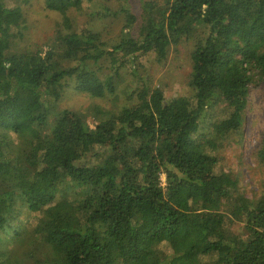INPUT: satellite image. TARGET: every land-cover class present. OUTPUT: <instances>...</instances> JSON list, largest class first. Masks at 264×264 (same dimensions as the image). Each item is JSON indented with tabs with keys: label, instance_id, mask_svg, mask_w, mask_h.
<instances>
[{
	"label": "trees",
	"instance_id": "trees-1",
	"mask_svg": "<svg viewBox=\"0 0 264 264\" xmlns=\"http://www.w3.org/2000/svg\"><path fill=\"white\" fill-rule=\"evenodd\" d=\"M31 1L0 0V264H264V195L239 192L209 152L241 130L251 85L264 83V0H140L139 15L126 0H42L62 16L47 50L19 46ZM85 2L123 19L117 40L77 27ZM185 39L193 96L167 100L141 59L163 61ZM123 70L118 110L59 109L71 84L115 96ZM23 209L33 227L14 225Z\"/></svg>",
	"mask_w": 264,
	"mask_h": 264
},
{
	"label": "rangeland",
	"instance_id": "rangeland-1",
	"mask_svg": "<svg viewBox=\"0 0 264 264\" xmlns=\"http://www.w3.org/2000/svg\"><path fill=\"white\" fill-rule=\"evenodd\" d=\"M121 1L125 0H110L107 5L113 10H118ZM126 2H129L132 10L139 15L140 0H126ZM9 4L12 7L17 5L15 1H11ZM19 4L22 6V3ZM23 8L27 22L24 31L25 37L24 40L19 42V46L23 48L42 47L47 50V44L52 43L57 24L62 20L61 14L47 9L42 0H32L30 4L24 5ZM72 16L76 19L78 28H88L102 32L107 43L119 38L124 24L122 18L99 19L93 16L88 2H85L82 11H73ZM195 44L196 40L185 39L178 45L171 46L167 59L163 61L157 60L153 54L141 59V63L145 65L146 73L152 80V87L163 89L167 100L176 97L191 98L193 96V91L188 84L194 62ZM131 83V75L123 70L117 94L106 99H97L80 93L71 84L58 103V107L59 109H69L83 113H87V109L94 105L110 110H118L129 102L128 96L130 95ZM222 115L223 107L219 105L214 110H209L207 118L203 120L201 125L204 127V132L213 131V126L222 120ZM88 121L93 128L92 119ZM263 141L264 83L255 79L249 92L241 130L221 140L217 149L209 150L211 155L218 158L216 171L226 173L236 179L239 183V192L251 200H256L264 195V168L257 160V151ZM162 185L165 186V176H162ZM36 221H38L36 214L23 209L14 225L18 226L20 223H25L27 227H33ZM229 223L233 222L229 221ZM243 226L241 223H233L231 224V230L246 236Z\"/></svg>",
	"mask_w": 264,
	"mask_h": 264
}]
</instances>
